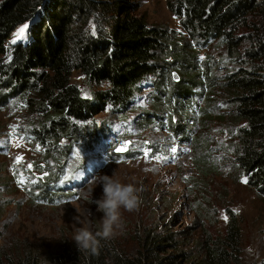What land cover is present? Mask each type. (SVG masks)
<instances>
[{"label": "rangeland", "instance_id": "374dc122", "mask_svg": "<svg viewBox=\"0 0 264 264\" xmlns=\"http://www.w3.org/2000/svg\"><path fill=\"white\" fill-rule=\"evenodd\" d=\"M134 1L149 24L166 28L179 46L184 41V50L198 46L170 10L169 0ZM21 27L13 32L11 42ZM247 45L243 44L242 51ZM193 49L186 56L190 59L184 65L187 69L177 67L170 57L163 58V65H171L165 74L173 80L165 82L161 91L147 83L125 110L110 105L95 117L96 125L107 130L104 144L74 145L67 157L71 139L63 140L60 145L65 150L60 153L31 138L40 119L27 110L20 96L0 105V244L9 254L43 259L77 248L72 240L75 231L85 226L94 232L103 216L91 203L102 196L96 178L114 175L122 183L143 189L139 211L122 210L124 226L113 238L128 256L140 257L144 237L157 230L177 238L176 250L168 246L167 252L188 258L221 239L236 264L264 260V192L241 182L247 175L235 164L236 128L226 115L233 107L225 103L221 85L228 73L243 65L231 59L219 42ZM158 75L150 81L162 82L164 73ZM197 75L209 79V86L217 84L197 100L178 102L171 97L168 106L169 101L161 98V93L172 92L176 82L182 85V80ZM72 82L83 96L108 88V83H91L81 71L72 74ZM178 137L187 140L180 142ZM186 141L190 150L181 154L179 146ZM128 142L129 151H115ZM172 147L178 149L176 154L170 151ZM17 157H22L20 163ZM233 218L239 224L235 241L227 237Z\"/></svg>", "mask_w": 264, "mask_h": 264}, {"label": "trees", "instance_id": "16d2710c", "mask_svg": "<svg viewBox=\"0 0 264 264\" xmlns=\"http://www.w3.org/2000/svg\"><path fill=\"white\" fill-rule=\"evenodd\" d=\"M169 7L198 46L184 50V41L179 46L166 28L149 24L134 0H0V105L20 96L27 110L40 119L31 138L60 153L65 150L60 145L63 140L71 139L67 157L74 145L107 141L103 137L107 130L95 123L107 106L125 110L147 83L159 92L165 82L173 80L165 74L171 65H163V58L170 57L177 67L187 69L184 65L190 59L186 56L193 47L200 50L219 42L231 59L243 65L221 83L225 103L233 107L226 115L236 128L234 161L247 175L248 184L264 192V0H169ZM25 24L29 26L25 39L13 44V32ZM243 44L248 45L242 51ZM76 71L91 83H108L107 90L85 98L72 82ZM160 73H164L162 82L150 81ZM202 77L190 76L182 85L176 82L172 92L161 93V98L171 106V97L178 102L201 97L217 84L209 86L210 80ZM158 232L146 234L137 258L109 239L101 240L98 254L77 247L43 259L14 257L0 244V264L237 263L221 239L204 245L197 257L188 258L167 252L168 246L176 250L177 238L171 232ZM227 237L239 238L234 218ZM253 264H264V260Z\"/></svg>", "mask_w": 264, "mask_h": 264}, {"label": "clouds", "instance_id": "9594fccd", "mask_svg": "<svg viewBox=\"0 0 264 264\" xmlns=\"http://www.w3.org/2000/svg\"><path fill=\"white\" fill-rule=\"evenodd\" d=\"M95 182L103 188L102 196L91 200V203L97 205V211L103 213L99 228L93 232L89 227H79L72 240L79 250L98 254L101 240L113 239L121 233L124 226L122 210L128 213L139 211L142 203L140 193L143 189L132 183H122L114 175L98 176Z\"/></svg>", "mask_w": 264, "mask_h": 264}, {"label": "snow or ice", "instance_id": "6c2138e0", "mask_svg": "<svg viewBox=\"0 0 264 264\" xmlns=\"http://www.w3.org/2000/svg\"><path fill=\"white\" fill-rule=\"evenodd\" d=\"M28 27H29V26H28L27 24H25L23 27H21V28L19 29L18 33L16 34L15 38H14L13 41H12L13 44H15L17 41H20V40L25 39V34H26V30L28 29ZM93 27H94V26H93ZM92 34L95 35V31H94V30H93V33H92ZM201 59H203V58H201ZM177 79H178V78H177ZM85 98L90 99L91 97H90L89 94L85 93ZM130 143H131V142H128V143L124 144V145L121 146V147H117V148L115 149V151H116L117 153H125V152L129 151ZM37 150H39V149H37ZM142 151H143V154H144L145 157H147V156L149 155V150H148L147 148L143 149ZM170 151H171L173 154H176L177 151H178V149H177L176 147H172V148L170 149ZM154 158L157 159V160H159L161 157H160V156H156V157H154ZM173 158H174V157H173ZM21 160H22V157H17V161H16V162H17V163H20ZM31 167H32V165L30 164V165H29V168H31ZM241 182L247 184V183H248V180H247V178L245 177V178L242 179ZM19 183H20L21 185L24 183V178H23V176H21V177L19 178ZM224 219L227 220V216H225Z\"/></svg>", "mask_w": 264, "mask_h": 264}, {"label": "built area", "instance_id": "2783aa9c", "mask_svg": "<svg viewBox=\"0 0 264 264\" xmlns=\"http://www.w3.org/2000/svg\"><path fill=\"white\" fill-rule=\"evenodd\" d=\"M200 98V97H199ZM198 98V96H195V98L194 99H199ZM164 123H168V120H167V118H164V121H163ZM182 140L183 139H181L180 140V142H182ZM190 141H186V142H184L183 144H180V146H179V148H180V152L179 153H181V154H186V153H188L189 152V150H190V145H188V143H189Z\"/></svg>", "mask_w": 264, "mask_h": 264}, {"label": "water", "instance_id": "95a60500", "mask_svg": "<svg viewBox=\"0 0 264 264\" xmlns=\"http://www.w3.org/2000/svg\"><path fill=\"white\" fill-rule=\"evenodd\" d=\"M176 79H177V77H176Z\"/></svg>", "mask_w": 264, "mask_h": 264}]
</instances>
